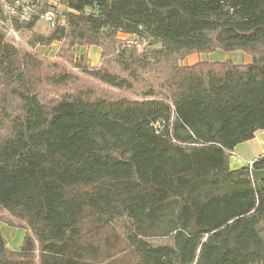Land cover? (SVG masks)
Listing matches in <instances>:
<instances>
[{
	"label": "trees",
	"instance_id": "16d2710c",
	"mask_svg": "<svg viewBox=\"0 0 264 264\" xmlns=\"http://www.w3.org/2000/svg\"><path fill=\"white\" fill-rule=\"evenodd\" d=\"M62 2L27 49L0 30V222L25 231L0 264H264V153L228 165L264 130V0ZM215 50L251 61L181 62Z\"/></svg>",
	"mask_w": 264,
	"mask_h": 264
},
{
	"label": "rangeland",
	"instance_id": "374dc122",
	"mask_svg": "<svg viewBox=\"0 0 264 264\" xmlns=\"http://www.w3.org/2000/svg\"><path fill=\"white\" fill-rule=\"evenodd\" d=\"M59 2L56 3V5L50 6V5H44L42 4V2H33V3H22V5L20 4V6H18V4L16 3L15 6H18L17 9L15 8V17L13 19H16L15 21V25H19L22 26L24 25L25 22L30 21L32 18L35 19L34 22V26L32 28L31 31L21 27L18 30L19 33V37L20 40L15 42L16 45L18 47H20L21 49H27V45L29 47L28 42L31 39V33L35 32V33H47L50 29L49 25H47L46 21L41 18L40 14L43 10H53L54 14L57 18H60L62 16V13L65 11L64 5L62 0H58ZM3 15V14H2ZM4 16V15H3ZM15 27V26H14ZM117 37L120 38L121 40H126L128 39L131 43L134 42H141V39L138 38L137 36H128V35H123L121 33L117 34ZM8 39V38H7ZM9 40V39H8ZM146 44V45H145ZM149 47V48H158L159 47V43L153 41L152 39L149 40L147 39L146 41H144L141 45H139L138 49L142 48V47ZM64 47V43H59V44H52L51 46H40V45H35L34 48H36L38 51L43 52L44 54L50 56V57H56L58 55V51ZM74 49V53L75 55L78 57L81 54H85L87 56V58L90 60V63L92 65L97 64V62H99V48L96 46H90V47H86V48H80V47H73ZM247 54H245L242 51H223V50H215L214 52L211 53H193L190 54L189 56H187L185 59H183L181 62L183 64H185L184 62L187 61H225V60H230L233 63H237V64H241L244 63V61H246V59H248ZM95 63V64H94ZM105 89H107L108 91H112L113 94H117V92H120L116 89H111L107 86H104ZM251 150L248 149L247 150V156H251ZM234 156V155H232ZM120 222H117L114 227L115 228H122L123 225ZM13 228V227H12ZM14 229H20V228H14ZM23 230V229H21ZM20 231V230H19ZM20 233L18 232V235H15L14 237H11V239H9V247L10 249L14 250H19V248H21V243H22V238H20ZM169 242V239H167L166 237H162V236H155L153 237V239L150 240V243L152 244H162V243H166Z\"/></svg>",
	"mask_w": 264,
	"mask_h": 264
},
{
	"label": "crops",
	"instance_id": "0c3cea01",
	"mask_svg": "<svg viewBox=\"0 0 264 264\" xmlns=\"http://www.w3.org/2000/svg\"><path fill=\"white\" fill-rule=\"evenodd\" d=\"M39 2H42L44 5H56L58 3V0H38ZM42 18V14L40 15ZM99 55H100V49H99ZM246 61L244 63H249L251 61L250 57H247ZM196 61H187L184 62L185 64H192L195 63ZM95 64V63H94ZM98 64V62H97ZM95 64V65H97ZM250 149L251 156H247V150ZM264 153V130L257 131L254 134V137L246 142L237 144L232 151L230 152V155L228 157V165L230 169H236L242 166L247 165L250 161H253L258 155ZM234 155V156H232ZM251 176L253 179V182L255 181L257 184H260L261 180L264 178V169L262 170H252ZM20 230V231H19ZM0 232L2 236L5 239L6 242V247H9V239L11 237H14L15 235H18V232L20 233V238H24L25 231L21 229H14L3 222H0ZM22 244V243H21ZM10 249V248H9ZM20 249V248H19ZM14 250V247L13 249ZM16 251V250H14Z\"/></svg>",
	"mask_w": 264,
	"mask_h": 264
},
{
	"label": "built area",
	"instance_id": "2783aa9c",
	"mask_svg": "<svg viewBox=\"0 0 264 264\" xmlns=\"http://www.w3.org/2000/svg\"><path fill=\"white\" fill-rule=\"evenodd\" d=\"M2 4V14L0 16V30L5 34L6 38L9 39L10 42L14 43L20 40L18 30L12 26L11 21L15 17L16 14L15 8L17 9L20 4L27 3V0H11L10 2L8 0H0ZM18 4V6H15V4ZM42 18L46 21L47 25L49 27H53L56 22H58V18L55 16L53 10H47L42 14ZM250 166L252 164V161L248 163Z\"/></svg>",
	"mask_w": 264,
	"mask_h": 264
}]
</instances>
